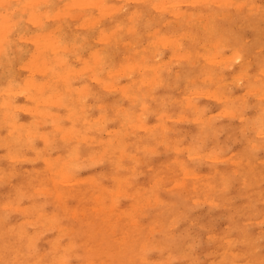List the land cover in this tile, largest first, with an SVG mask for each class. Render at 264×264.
<instances>
[{
    "label": "rangeland",
    "instance_id": "obj_1",
    "mask_svg": "<svg viewBox=\"0 0 264 264\" xmlns=\"http://www.w3.org/2000/svg\"><path fill=\"white\" fill-rule=\"evenodd\" d=\"M70 1L45 0L47 4L45 2L41 4L39 10L44 13L41 18L58 13L61 7L66 6ZM146 1L126 0V6L120 16L105 12L99 19L93 8L81 10L77 6L69 7L66 12L72 17L63 13V17H57L59 20L46 18L41 28L39 24H31L27 13L17 11L15 9L17 4L13 2L8 4L7 1V5L4 4L7 9H13L11 18L15 24L11 26L12 29L9 28L8 37L0 41V90L11 87L16 93L13 90V95L9 97V106L11 105L12 108H9L8 104L6 108L3 106L4 102H1L4 98L0 92V124L2 123L0 125V264H29V262L31 264L39 261L41 264H56L57 261L65 264H108L109 262V264H213L214 260H219L220 264L235 262L261 264L264 258V70H262L264 69V0H248L251 3L248 5L236 1L230 7L219 2L210 6L203 0L191 2L180 0V3L179 0H176V3L174 0H168L164 6L161 0H155L154 3L150 1L157 9L153 7L150 9L149 2ZM158 3L161 4L160 9ZM134 8H140L141 13ZM185 11L191 12L195 17V19L192 18L191 23L189 20L187 22L180 20L175 15ZM213 13L218 14L214 20L218 37L225 38L226 44L222 54L229 55L230 50L233 49V53L238 52L242 55L234 59L231 56L224 62L217 61L218 65L214 70L213 78L221 75H223L221 77H228L222 78L226 85H220V90L216 88L217 81L214 83L208 81L205 71L200 68L201 59L194 58L193 61L187 60V63L186 60L181 61L177 55L176 58L173 57L174 54L170 53L175 52L172 49V43L168 41V38L174 36L176 42L179 41L185 48H189L193 43H190V36L187 37V33H196L198 26H203L212 20ZM90 17L95 18L93 23L95 25L85 23L81 25L84 18ZM26 18L28 20H25ZM98 20L99 24H97ZM155 20L160 21L157 23ZM127 24L129 31H126ZM110 29L113 31L117 29L116 32L119 34L113 33ZM47 31H50L61 46L70 47V50H62L57 59L68 60L73 69L81 67L85 60L93 64L94 58L90 56V51L94 50L99 54L97 58L102 60L103 70L100 71L99 77L106 71L113 72L112 78L108 80L112 79L114 83L109 84V88L106 87L108 89L92 78L80 76V73L70 75L73 93L70 95L77 106L73 116L66 115L67 97L64 98V103L60 104V107L54 106L49 103L50 101L41 104L37 99L38 102L35 105V97L32 95L35 90L33 91L34 88H30L29 84L30 89L26 85L30 78L36 82L42 80L41 73L31 71L30 62L34 61L35 56H37L36 59L40 58L39 55L44 57L49 69L54 64L53 60H50L52 57L44 54L41 47L34 43L33 33L40 32L44 35ZM151 31H154L159 39H163L166 35L172 34V36L167 37V41H165L166 38L163 39L166 44L162 43L161 47L162 44L157 37L156 41L151 43L156 36L151 34ZM199 33L197 35H202ZM29 36L32 37L31 41ZM202 36L206 40L204 35ZM100 38L102 41L99 40ZM196 38L197 45L202 37H193L194 40ZM44 39V36L40 37L39 42H43ZM233 45L236 50L232 47ZM150 47L155 50L149 49ZM143 49L145 51L142 54L140 51ZM131 57L134 58L130 59ZM155 57L159 58L157 59L160 66L158 77L162 78L159 82L161 84L157 81H149L152 77L149 79L151 75L147 73L142 76L149 80L145 81L142 78L144 82H140V86L139 72L133 70L130 76V73L127 75L126 69H121L119 66L123 62L132 64L144 60L152 64L156 61L153 59ZM229 64L231 67L227 68ZM250 64L252 66L248 67ZM118 68L119 74L116 71ZM123 71H126L124 72L126 77L123 76ZM215 71H217L216 75ZM130 79L136 81L129 83V95L123 93V88ZM193 80H195L194 83ZM138 85L140 88L137 87ZM16 86L17 88H14ZM214 87L217 89L215 95L218 96L217 99L219 96L220 99L222 97L219 101L212 98L213 92L212 95L206 92V89L213 91ZM21 88L23 91L27 89L28 91L22 94ZM222 88L224 93L221 96L218 92H221ZM202 89H205L204 93ZM191 91L197 92V95L190 94ZM17 92L20 93L17 94ZM141 92L145 93L144 96ZM35 94L38 95L37 92ZM48 94L49 90L43 89L42 96ZM54 94L59 95L61 92H54ZM232 94L237 97L234 98ZM70 95L67 94L68 97ZM30 96H33L32 101L28 99V97L31 98ZM172 96L174 98L170 100ZM223 96L231 97L226 100ZM14 104H17V108ZM20 106L27 108L25 111L24 108L19 110ZM33 107L34 110L36 109L34 112L38 113L37 116L33 114ZM30 109L32 113L27 111ZM42 109L50 113L45 116ZM38 110H42L43 113ZM223 110L228 116L226 114L222 116ZM8 117L23 125L14 129L13 134H10ZM161 117H163L161 120H157ZM193 117L195 120L199 119L194 121ZM133 123L136 124L135 127L128 126ZM141 123L152 127L154 132L148 135ZM94 124L96 125L94 135L102 139L104 143H109L110 151L103 152L101 147L92 146V143L85 141L74 143L75 152L72 153L68 143L81 136L93 135L90 127ZM25 128L32 133L30 137L25 136ZM70 128L71 131L67 134ZM35 130L36 135H34ZM190 147L193 150L189 151ZM14 150L18 152L14 154ZM91 150L93 152L90 155ZM7 153H9L8 157H6ZM71 153L78 155L75 161L77 164L67 162L72 156ZM196 154L197 157H194ZM45 164L50 168L44 166ZM57 167H61L69 174H64L58 182H54L52 178L56 176L52 177L48 172ZM37 170L39 172H36ZM70 177L72 180H68ZM74 178H78L79 181H74ZM47 181L49 184L45 183ZM111 194L114 196L111 197ZM54 197H58L59 201ZM96 198L99 202H96ZM111 199L116 200L114 206L116 210L111 207ZM4 203L11 204V208L4 206ZM98 204L102 207L97 212L95 207ZM15 206L18 207L15 208ZM119 209L124 211L126 216L116 218ZM70 211H75V216ZM25 222L26 224L23 225ZM61 225L62 229H57ZM54 241L60 246L53 247ZM98 241L100 245L97 244ZM68 243H72L68 247L70 250L65 253L68 255L64 256L63 261L55 259L60 253L58 252L60 248L68 246ZM50 245L52 247H49ZM117 250L119 252L115 254ZM136 251L141 253L142 258ZM101 252L102 255H100Z\"/></svg>",
    "mask_w": 264,
    "mask_h": 264
},
{
    "label": "bare ground",
    "instance_id": "obj_2",
    "mask_svg": "<svg viewBox=\"0 0 264 264\" xmlns=\"http://www.w3.org/2000/svg\"><path fill=\"white\" fill-rule=\"evenodd\" d=\"M6 1H7V3L9 4L10 2H13V3H15V4H17L18 6H16V10L17 11H21L22 13H27L28 14V18H29V21H31L32 23L31 24H39V27L41 28V26H42V24H43V21L46 19V18H49V20H51V19H53V18H57L58 16H61V17H63L62 15H63V13L65 14V15H70L68 12H66L67 10V8H69V7H72V8H75L76 6L77 7H79V9H81V10H91L92 8L94 9V10H96V14H97V19H99V18H102L103 17V13H105V12H107L109 15H119L120 16V14L124 11L123 10V8H124V6H126L125 5V3H126V0H71L70 2H68V4L66 5V4H63V5H66V6H64V7H61L62 9H61V11L59 10V12L58 13H54V14H51V16H49V15H47L44 19H42L41 18V16L44 14L43 12H41V11H39L40 10V6H41V4H43L44 2H45V0H0V8H2L1 10H0V41H2V40H5L7 37H8V31H10L9 30V28H11V26H13V24H15V22L12 20V15H13V9H11L10 8V10L9 9H7V4H6ZM136 1H139V0H136ZM141 1V0H140ZM144 1V0H143ZM148 2H149V7H150V9H151V7H153V9L155 8V9H157L156 7H155V5L153 4V6H152V3H154V1L155 0H147ZM146 1V2H147ZM150 1H153L152 3L150 2ZM166 0H161V3H162V6H164L165 5V3H168V0L165 2ZM170 1V0H169ZM172 1V0H171ZM176 0H174V3H176L175 2ZM184 1V0H183ZM183 1H182V3H183ZM187 1V0H186ZM185 1V2H186ZM190 2L191 1H193V0H189ZM203 1H206L207 3H208V5H210V6H213V5H215V3L217 4V2H219V3H223V4H225V5H228V7H230V6H232L236 1H241V2H244V4H251V3H249V1L248 0H203ZM47 2H49V1H47ZM145 2V3H146ZM179 3H180V0L178 1ZM188 2V1H187ZM189 2V3H190ZM171 3V2H170ZM181 3V4H182ZM4 4H6V5H4ZM45 4H47L46 2H45ZM156 4V3H155ZM160 6H158L159 7V9H160V7H161V4L160 3H158ZM185 4V3H184ZM61 5V4H60ZM137 5H139V2H137ZM183 5V4H182ZM220 5V4H219ZM54 6V5H53ZM163 8V7H162ZM135 9V8H134ZM140 9V8H139ZM139 9H135V11H138V12H140L139 11ZM132 10V9H131ZM147 10H149V9H147ZM147 10H145V11H147ZM149 12V11H148ZM264 12V11H263ZM141 13V12H140ZM140 13H139V15H140ZM145 13V12H144ZM144 13H143V15H144ZM130 14V13H129ZM129 14H128V16H129ZM132 14V13H131ZM148 14V13H147ZM150 14V13H149ZM67 15V16H68ZM138 15V16H139ZM176 15V17L178 18V19H180V20H185L186 22L189 20V22L191 23V20H192V18H194L195 19V17H193L192 16V14H191V12H178V13H176L175 14ZM218 14H216V13H213V15H211V17H212V20H210V21H208V22H206L205 23V25H201V26H198V28H196V33H194V34H188L187 32H185V33H187V37H188V35L190 36L189 37V39H190V43H193V45H191L189 48H185V46L182 44V43H180L179 41H177L176 42V38L174 37V36H172V34L170 35V36H172V37H174V38H168V41L170 42V43H172V49H174V52L176 53H170V54H174V56L173 57H175L176 55H177V57L179 58V59H181V61L182 60H186V62H187V60H191V61H193L194 60V58H197V59H201L202 61L201 62H199L200 63V68L202 69V70H204L205 71V76L208 78V81H213V83L214 82H216V84L218 85V87H216L217 89H221V86H224V84H225V82H224V79H222V78H226V77H221V76H223V75H221V76H216V77H214L213 78V74H214V70H215V68H216V65H218L217 64V61H222V62H224V61H226L229 57H233V59L234 58H237V57H242V55H240V54H238V52H232V50L233 49H231L230 51L232 52H228L229 53V55H223L222 54V49H223V47H224V45L226 44V43H224V40H225V38L224 37H218V34H217V31H216V27L217 26H214L215 24H214V20H216V16H217ZM71 16V15H70ZM84 16H87L86 14H84ZM83 16V17H84ZM60 17V18H61ZM72 17V16H71ZM88 17H89V15H88ZM112 17V16H111ZM140 17V16H139ZM151 17V16H150ZM93 18V17H92ZM91 17L90 18H84L83 19V21H82V23H81V25H85V24H93L94 23V21H95V18H93L92 19ZM122 18V17H121ZM130 19L132 18V17H129ZM134 18V17H133ZM16 18H14V20H15ZM18 19V18H17ZM58 19V18H57ZM61 19H63V18H61ZM86 19V20H85ZM111 19V18H110ZM123 19V18H122ZM218 19V18H217ZM25 20H28L27 18L25 19ZM48 20V21H49ZM56 20V19H55ZM59 20V19H58ZM124 20V19H123ZM137 20V19H136ZM136 20H134V21H136ZM133 21V22H134ZM141 22L143 21V20H140ZM156 21V20H155ZM154 21V22H155ZM160 21V20H159ZM159 21H156L157 23L159 22ZM130 22V21H129ZM133 22H131V23H133ZM85 23V24H84ZM152 23V22H151ZM97 24H99V20H98V23ZM162 24L164 25V23L162 22ZM203 24V23H202ZM44 25V24H43ZM93 25H95V24H93ZM131 25V24H130ZM217 25V24H216ZM57 26V25H56ZM55 26V27H56ZM75 26V25H74ZM118 26V25H117ZM128 24H127V29H126V31L128 30L129 31V28H128ZM13 28H15V27H13ZM125 28V27H124ZM143 28H145V27H143ZM12 29V28H11ZM115 29V28H114ZM131 29V28H130ZM227 29V28H226ZM259 29V28H258ZM51 30V29H50ZM93 30V29H92ZM111 31H113V29H110ZM117 30V29H116ZM116 30L115 31H113V33L114 32H116ZM137 30V29H136ZM218 30V29H217ZM256 30V29H255ZM134 31V30H133ZM223 31V30H222ZM257 31V30H256ZM124 32V31H123ZM122 32V33H123ZM131 33H133L132 31H130ZM152 33L151 34H155L156 36H155V39H154V41H151V43L152 42H155L156 41V37H157V40H159V42H160V44H164L165 42H163L164 40H165V38H166V40L165 41H167V37H170V36H167L166 35V37L165 36H163L164 38V40L163 39H159L158 38V36H157V34L154 32V31H151ZM201 33L202 35H204V38H206V40H204L203 39V36L202 35H197L198 33ZM220 32V31H219ZM258 32V31H257ZM42 33H44V32H42ZM117 33V32H116ZM148 33V32H147ZM150 33V32H149ZM183 34H184V32H182ZM199 33V34H200ZM225 33H226V31H225ZM102 34V33H101ZM117 34H119V32L117 33ZM178 34V33H177ZM180 34V33H179ZM241 34H243V33H241ZM32 35V34H31ZM148 35V34H147ZM175 35H176V33H175ZM198 37L199 38V36L200 37H202L201 39H199L200 41L199 42H197V45L195 44V42L196 41H198L197 40V38L194 40L193 39V37ZM255 35H256V33H255ZM33 36L35 37L34 38V43H36L35 45L36 46H38V47H41V50H42V52L44 53V54H46V55H48V56H50V57H52V59H50V60H53V63L54 64H52V66H51V68L49 69L48 68V66H47V61H46V59L44 58V57H42L41 55H39L40 56V58H38V59H36L37 58V56H35V58L33 59L34 61L33 62H30L31 64V66H32V72L34 71V73H35V71H38L39 73H41L42 75V78H40V79H42L41 81L39 80V81H35L34 79H31L30 78V80H28L26 83L24 82V81H26L25 79H24V83L28 86V84L30 85V88H34L33 89V91H34V93L32 94L34 97H35V105H37L36 103L38 102V101H40L41 102V104L43 103H45V102H49V103H52L54 106H58V107H60V104H63L64 103V98L65 97H67L66 98V104H67V116H73V114L76 112V109H77V106L74 104V101H73V97L71 96L73 93H72V85L70 84L72 81L70 80V75H73L74 73H77V74H79L80 73V76H86V77H89V78H92V80L94 79L95 80V82H97V83H102L104 86H105V88L106 87H108L109 86V84H112V79H111V81H109L108 79L111 77L112 78V71L110 72V70L109 71H106V72H104L102 75H104V76H102L101 75V77H99V73H100V71L101 70H103L102 68H101V59H99V58H97V56H99V54H98V52L96 53V52H94V50H93V52L92 51H90V56L92 57V58H94V60L92 61V63L93 64H91V62L89 63V62H87L86 60L85 61H83V65L81 66V67H78L77 69H73V67L70 65V63L68 62V60H64V61H62V60H60V59H57L58 57H59V55L62 53V50H65V49H69V48H65L64 46H61V44L52 36V34H50V31H47L44 35H41V33L40 32H35V33H33ZM42 36H44V41L42 42H39L40 40V37H42ZM128 36V35H127ZM258 36H259V34H258ZM262 36V35H261ZM24 37V36H23ZM29 37H31V36H29ZM28 37V38H29ZM149 37V36H148ZM177 37H178V35H177ZM225 37H226V35H225ZM244 37V36H243ZM245 37H247V36H245ZM22 38V37H21ZM108 38V37H107ZM228 38H229V36H228ZM251 38V37H250ZM249 38V39H250ZM27 39V38H26ZM25 39V40H26ZM30 39V38H29ZM177 39H179L180 40V38H177ZM202 39H203V41H202ZM249 39H245V40H249ZM262 39V38H261ZM32 40V37H31V39H30V41ZM36 40H38V41H36ZM99 40H101L102 41V39L100 38ZM98 40V41H99ZM118 40H119V38H118ZM153 40V39H152ZM194 40V41H193ZM104 41V40H103ZM107 42H108V40H106ZM105 41V42H106ZM186 41V40H185ZM184 41V42H185ZM202 41V42H201ZM261 41V40H260ZM33 42V41H32ZM97 42V41H96ZM148 42H150L149 40H148ZM182 42V41H181ZM183 42V43H184ZM226 42V41H225ZM240 42V41H239ZM119 44H120V42H118ZM135 43V42H134ZM138 43V42H137ZM156 43H158V42H156ZM242 43H243V41H242ZM245 43V42H244ZM82 44H83V42H82ZM109 44V43H108ZM119 44H118V46H119ZM123 45L125 44V43H122ZM153 44V43H152ZM163 44L161 45V47L163 46ZM166 44V43H165ZM164 44V45H165ZM186 44V43H185ZM238 44V43H237ZM237 44H236V46H237ZM149 45V44H148ZM231 45V44H230ZM230 45H229V47H230ZM34 46V45H33ZM126 46V45H125ZM134 46V45H133ZM145 46H147V45H145ZM158 46V45H157ZM245 46V45H244ZM67 47V46H66ZM124 47V46H123ZM131 47H132V45H131ZM137 47V46H136ZM139 47V46H138ZM168 47V49H170L169 48V45L167 46ZM166 47V48H167ZM234 49L236 48V47H234V45L232 46ZM239 47H241V46H239ZM129 48H130V46H129ZM148 48V47H147ZM238 48V47H237ZM149 49H152L151 47L149 48ZM240 49V48H239ZM70 50V49H69ZM125 50H126V48H125ZM135 50V49H134ZM152 50H155V49H152ZM236 50V49H235ZM245 50V49H244ZM257 51H258V49H256ZM36 51H40V50H36ZM99 51V50H98ZM135 51H137V49L135 50ZM143 51H145V49H143L142 51H140V52H142V54H143ZM41 52V51H40ZM40 52H39V54H40ZM130 52V51H129ZM150 52H152V51H150ZM150 52H148V53H150ZM156 52H157V50H156ZM243 52V51H242ZM130 53H133V52H130ZM129 53V54H130ZM154 53V52H153ZM169 53V52H168ZM258 53V52H257ZM32 54V56H34L33 55V53H31ZM134 54V53H133ZM141 54V55H142ZM147 54V53H146ZM151 54V53H150ZM149 54V55H150ZM158 54V53H157ZM36 55V54H35ZM88 55V54H87ZM31 56V55H30ZM89 56V57H90ZM135 56H137V55H135ZM143 56V55H142ZM157 56V55H156ZM227 56V57H226ZM87 57V56H86ZM105 57V56H104ZM144 57V56H143ZM149 57V56H148ZM150 57H152V55H150ZM154 57V56H153ZM160 57V56H159ZM168 57H170V55H168ZM172 57V56H171ZM170 57V58H171ZM172 57V58H173ZM219 57V58H218ZM134 58V57H133ZM132 57L130 58V59H133ZM137 58V57H136ZM139 58V57H138ZM176 58V57H175ZM88 59H90V58H88ZM126 59V58H125ZM146 59V58H145ZM154 60H156L155 62H153L152 64H149V63H147V62H145V60L143 61V62H140V63H128V62H123V63H121V61H120V68L121 69H126V71H127V75H129V73L131 72V73H133L132 71L133 70H136L137 72H139L140 74V78H139V82H138V84L140 85L141 83L140 82H144L143 81V79H145V81L148 79H146L145 78V76H142V74H147V73H150V75L151 76H149V79L151 78V80H149V81H157V83L158 84H161V83H159V82H161V80H162V78H159L158 77V68H160V66L158 65L159 64V60H157V59H159V58H157L156 59V57L155 58H153ZM169 59V58H168ZM230 59V58H229ZM249 59V58H248ZM162 60V59H161ZM127 61V60H126ZM180 61V62H181ZM228 61V60H227ZM247 61V60H246ZM56 62H57V64H56ZM132 62V61H131ZM149 62V61H148ZM161 62V61H160ZM176 62V61H175ZM230 62V61H229ZM245 62V61H244ZM2 63H3V61H2ZM82 63V62H81ZM188 63V62H187ZM232 63V62H231ZM24 64V63H23ZM22 64V65H23ZM100 65L99 67H97L96 65ZM225 64V63H224ZM227 64V63H226ZM26 65V64H25ZM29 65V66H30ZM222 65V64H221ZM220 65V66H221ZM232 65V64H231ZM118 66V67H119ZM227 66V65H226ZM230 66V64L227 66V68ZM245 67H246V65H244ZM249 66H252L251 64L250 65H248V67ZM20 67H22L21 65H20ZM218 67V66H217ZM231 67V66H230ZM132 68V69H131ZM208 68V69H207ZM225 68V67H224ZM220 69V68H219ZM248 69V68H247ZM246 69V70H247ZM131 70V71H130ZM162 70V69H161ZM173 70V69H172ZM202 70H200V71H202ZM242 70V69H241ZM262 70H264V69H262ZM261 70V71H262ZM117 71V73L119 74V68H118V70H116ZM122 71V70H121ZM126 71H123V73L124 72H126ZM148 71H150V72H148ZM168 71H170V70H168ZM248 71V70H247ZM260 71V72H261ZM217 71H215V75L217 74L216 73ZM226 72V71H225ZM236 72H238V71H236ZM264 72V71H263ZM263 72H261V73H263ZM30 75H31V73H30V71L28 72ZM116 73V74H117ZM121 73V72H120ZM131 73H130V76H131ZM175 73V72H174ZM202 73H203V71H202ZM201 73V74H202ZM221 73V72H220ZM229 73V72H228ZM242 72L240 71V74H241ZM245 73V72H244ZM243 73V74H244ZM249 73H251V72H249ZM248 73V74H249ZM122 74V73H121ZM235 74H237V73H235ZM239 74V73H238ZM264 74V73H263ZM26 75H28V74H26ZM44 75H48L47 77L46 76H44ZM125 75V73L123 74V76ZM177 75V74H176ZM175 75V76H176ZM220 75V74H219ZM2 76H3V74H2ZM117 76V75H116ZM119 76H121V75H119ZM183 76V75H182ZM244 76H245V74H244ZM124 77H126V75L124 76ZM128 77V76H127ZM203 78H204V76H202ZM230 77V76H229ZM232 77V76H231ZM256 77H258V76H256ZM143 78V79H142ZM157 78H159L160 79V81H159V79L157 80ZM179 78V77H178ZM196 78V77H195ZM202 78V79H203ZM228 78V77H227ZM238 78V77H237ZM247 78H249V77H247ZM259 78V77H258ZM257 78V79H258ZM114 79H115V77H114ZM136 79V78H135ZM135 79H130L128 82H126V84H125V88H123V93H128L129 95H130V92H129V89H128V87H129V83H131L132 84V82H134V81H136ZM182 78H180V80H181ZM200 79V78H199ZM201 79V80H202ZM213 79V80H212ZM241 79V78H240ZM203 80H205V79H203ZM235 80V79H234ZM237 80H239V79H237ZM237 80H235V81H237ZM256 80V79H255ZM116 81V80H115ZM127 81V80H126ZM175 81H177V80H175ZM190 81H192V80H190ZM194 81L195 80H193V83H194ZM167 82V81H166ZM180 82V81H179ZM245 82H246V80H245ZM108 83V84H107ZM114 83V82H113ZM136 83V82H135ZM178 83V82H177ZM187 83V82H186ZM229 83V82H228ZM235 83V82H234ZM154 85H155V83H153ZM61 85V86H60ZM139 85L137 86V87H139ZM145 85H146V83H145ZM157 85V84H156ZM221 85V86H220ZM226 85V84H225ZM232 85V84H231ZM113 86H114V84H113ZM141 86V85H140ZM178 86V85H177ZM188 86V85H187ZM196 86V85H195ZM215 87L214 88H212V90L213 91H211V90H207L206 89V92L209 94H211L212 92V94L214 95V97H212L213 99H216V100H218L219 101V99H220V96H219V98L217 99V97L218 96H215L216 94H217V89H215ZM231 87V86H230ZM14 88H17V86L16 87H14ZM19 88V87H18ZM28 88H29V86H28ZM29 88V89H30ZM109 88V87H108ZM108 88H106V89H108ZM140 88V87H139ZM178 88V87H177ZM182 88V87H181ZM198 88V87H197ZM226 88V87H225ZM229 88V87H228ZM43 89H47V90H49V94L48 95H46V96H42V93H43ZM186 89V88H185ZM253 90H254V88H252ZM251 89V90H252ZM263 89H264V87H263ZM14 90V89H13ZM12 89H11V87L10 88H1V90H0V92H1V96L4 98V101H2L1 100V102H4V104H3V106H5L6 108H7V104H8V107L9 108H12L11 107V105L9 106V104H10V102H9V97L11 96V95H13V93H12V91H13ZM18 90H20V89H18ZM21 90L23 91V89L21 88ZM20 90V91H21ZM25 90V89H24ZM138 90V89H137ZM203 90V89H202ZM205 90V89H204ZM204 90H203V93H204ZM229 90V89H228ZM248 90H250V89H248ZM260 90V89H259ZM21 91V92H22ZM25 91H28V89L27 90H25ZM25 91H23L22 92V94L25 92ZM61 92V94H59V95H57V94H54V92ZM145 91V90H144ZM198 91V90H197ZM199 91H201L200 89H199ZM210 91V92H209ZM229 91H231V90H229ZM255 91V90H254ZM258 91V90H257ZM14 93H16V91L14 90L13 91ZM38 93V95H36L35 93ZM228 92V91H227ZM227 92H225V93H227ZM20 93V92H19ZM18 92H17V94H19ZM26 93V92H25ZM28 93V92H27ZM185 94H186V92H184ZM190 93V92H189ZM193 93V91H191V93L190 94H192ZM195 93H196V95H197V92H195L194 91V95H195ZM202 93V92H201ZM200 93V94H201ZM218 93H221L220 95L222 96V93H224V91H223V88H222V91L221 92H218ZM67 94H71L70 95V97H68L67 96ZM141 94H142V96H144L143 94H145V93H142L141 92ZM206 94V93H205ZM205 94H203V96L205 95ZM211 94V95H212ZM28 96H29V94H27ZM168 95V94H167ZM233 95V94H232ZM261 95H262V93H261ZM33 96H30L31 98H29L28 97V99H30L29 101H32L33 100ZM161 96V95H160ZM176 96V95H175ZM193 96V95H192ZM201 96V95H200ZM25 97V96H24ZM146 97V96H145ZM194 97V96H193ZM207 97H208V95H207ZM210 97V96H209ZM210 97V98H211ZM231 97V96H230ZM229 97V98H230ZM233 97H234V95H233ZM235 97H237V96H235ZM234 97V98H235ZM131 98H132V96H131ZM130 98V99H131ZM151 98V97H150ZM156 98H159V97H156ZM155 98V99H156ZM172 98H174L173 96L171 97V99L170 100H172ZM226 97L225 96H223V99H225ZM228 98V97H227ZM227 98H226V100H227ZM228 98V99H229ZM25 99V98H24ZM28 99H26V100H28ZM36 99L38 100V101H36ZM186 99V98H185ZM184 99V100H185ZM194 99V98H193ZM221 99H222V97H221ZM220 99V100H221ZM154 100V99H153ZM160 100H161V98H160ZM164 100H165V98H164ZM173 100H176V99H173ZM179 100V99H178ZM196 100V99H195ZM24 101V100H23ZM194 101V100H193ZM245 101V100H244ZM0 102V103H1ZM39 102V103H40ZM159 102V101H158ZM167 102H170V101H167ZM186 102V104H189V103H187V101H185ZM195 102V101H194ZM240 102V101H239ZM38 103V105H40ZM157 103V102H156ZM162 104H163V101L161 102ZM220 103H222V102H220ZM176 104H177V102H176ZM185 104V105H186ZM195 104V103H194ZM193 104V105H194ZM17 104H14V106L17 108V106H16ZM34 105V106H35ZM51 105V104H50ZM180 105V104H179ZM190 105V104H189ZM188 105V106H189ZM2 106V107H3ZM33 106V105H32ZM52 106V105H51ZM56 106V107H57ZM66 106V105H65ZM182 106H183V103H182ZM182 106H180V107H182ZM21 107V106H20ZM193 107V106H192ZM197 107V106H196ZM204 107V106H203ZM22 108H24V107H21V109L19 108V110H23ZM27 108V107H26ZM26 108H24V111L26 110ZM161 108V107H160ZM189 108H191V107H189ZM197 108H199V107H197ZM14 109V108H13ZM28 109H29V107H28ZM195 109V108H194ZM194 109H193V111H194ZM244 109V108H243ZM6 110V109H5ZM4 110V111H5ZM36 110V109H35ZM34 107H33V114H35L36 116H37V114L38 113H35L34 111ZM43 110V109H42ZM42 110L41 111H39V112H42ZM116 110V109H115ZM123 110V109H122ZM121 110V111H122ZM185 110V109H184ZM197 110H199V109H197ZM28 112H31V109H30V111L29 110H27ZM38 111H36V112H38ZM195 111H196V109H195ZM194 111V112H195ZM224 111L225 110H223V111H221L222 113H223V115L222 116H224L225 114L227 115V113L225 112V114H224ZM43 112L45 113L44 115L46 116V114H49L50 112L48 111H44L43 110ZM42 112V113H43ZM118 112H119V110H118ZM156 112H158V111H156ZM7 113V112H6ZM32 113V112H31ZM41 113V114H42ZM197 113V112H196ZM201 112H199V114H200ZM221 113V114H222ZM233 112H231V114H232ZM3 114H4V112H3ZM40 114V115H41ZM166 114V113H165ZM220 114V113H219ZM229 114H230V112H229ZM239 114V113H238ZM51 116L53 115V114H50ZM225 115V116H226ZM233 115H234V113H233ZM66 116V117H67ZM161 116V115H160ZM162 116H163V114H162ZM166 116H167V114H166ZM175 116H177V115H175ZM174 116V117H175ZM179 116V115H178ZM197 116H198V114H197ZM196 116V117H197ZM228 116V115H227ZM235 116V115H234ZM131 117V116H130ZM157 117H159V116H157ZM186 116H184V118H185ZM241 117V116H240ZM244 117V116H243ZM2 118H4L3 116H2ZM9 118V117H8ZM156 118V117H155ZM163 117H161L160 119H157V120H161ZM187 118V117H186ZM199 118H200V116H199ZM199 118H197V120L199 119ZM201 118H202V116H201ZM207 118H209L208 116H207ZM264 118V117H263ZM4 119H6V118H4ZM10 119V118H9ZM54 119H56V118H54ZM130 118L128 117V120H129ZM191 119V118H190ZM189 119V120H190ZM194 121H197V120H195V118L193 117L192 118ZM191 119V120H192ZM210 119H211V117H210ZM210 119H208V120H210ZM240 119V118H239ZM192 120V121H193ZM201 120V119H200ZM204 120H207V119H204ZM207 120V121H208ZM259 120V119H258ZM5 121V120H4ZM53 122V121H52ZM56 122V121H55ZM129 122V121H128ZM127 122V123H128ZM201 122V121H200ZM199 122V123H200ZM253 122V121H252ZM258 122V121H257ZM6 123V122H5ZM21 123V122H20ZM20 123L18 124V123H16V121H14V120H12V119H10L9 120V125H10V134H13L14 132V129H16L17 127H22L23 125H20ZM259 123V122H258ZM260 123H261V121H260ZM2 124V123H1ZM0 124V125H1ZM22 124V123H21ZM158 123H156V125H157ZM3 125H5L4 123H3ZM135 125L136 124H132V125H128L129 127L131 126L132 128L133 127H135ZM155 125V124H154ZM154 125H153V127H154ZM156 125H155V128H157L156 127ZM200 125V124H199ZM25 127H26V125H24ZM141 126L144 128V130L146 131V132H148V135H149V133L150 134H152L153 132H154V129L152 128V127H148L145 123H141ZM158 126V125H157ZM197 126V125H196ZM202 126V125H201ZM245 126V125H244ZM28 127V126H27ZM95 127V128H94ZM161 127V126H160ZM159 127V128H160ZM249 127V126H248ZM90 128H92V134L93 135H88V136H81L80 138H78L77 140H71V142L70 143H68V144H70V146H69V149H70V151H72V153H73V151L75 150V144L74 143H78V142H87V143H92V146H97V147H101V149L103 150V152H107V151H110V144L108 143H104L103 141H102V139H99L97 136H95L94 135V130H96V125L94 124V125H92ZM202 128V127H201ZM209 128V127H208ZM26 130H24V134H25V136L26 137H30L31 135H32V133L31 132H29V130H27L28 128H25ZM29 129H30V127H29ZM101 129V128H100ZM167 129H169V128H167ZM213 129V128H212ZM102 130V129H101ZM133 130V129H132ZM156 130V129H155ZM164 130V129H163ZM162 130V131H163ZM262 130V129H261ZM71 131V128L70 129H68V132H67V134L69 133ZM165 131V130H164ZM212 131V130H211ZM260 131V130H259ZM39 132V131H38ZM200 132H201V130H200ZM261 132V131H260ZM30 133V134H29ZM34 133V132H33ZM36 133H37V131L35 130V134L34 135H36ZM214 133V132H213ZM262 133H263V131H262ZM155 134V133H154ZM159 134V133H158ZM164 134V133H163ZM65 135V134H64ZM202 135V134H201ZM18 136V135H17ZM163 136V135H162ZM261 136V135H260ZM34 137V136H33ZM64 137V136H63ZM155 137V136H154ZM256 138H257V135H256ZM20 139H21V137H20ZM33 139V138H32ZM31 139V141L34 143V140H32ZM64 140L66 139V138H63ZM70 139H72V138H70ZM247 138H245V140H246ZM62 140V139H61ZM21 141V140H20ZM27 142H29L30 140H26ZM30 141V142H31ZM68 141H69V139H68ZM9 142V141H8ZM0 143H1V141H0ZM10 143V142H9ZM19 143V142H18ZM13 144V145H12ZM11 145H12V147L14 146V144H15V142L14 143H12ZM21 144H23L22 142H21ZM27 144V143H26ZM32 144V143H31ZM5 146V145H4ZM8 146V145H7ZM16 146V145H15ZM32 146V145H31ZM28 147V146H27ZM29 149L31 148V147H28ZM33 148H35L34 147V145H33ZM92 148V150H93V147H91ZM191 148V147H190ZM67 150V149H66ZM90 151V155L92 154V152L93 151ZM190 150H193L192 148L191 149H189V151ZM195 150V149H194ZM13 151V150H12ZM32 151H33V149H32ZM36 151V150H35ZM70 151H68V153L70 152ZM14 154H16V152H18L17 150H14ZM75 152V151H74ZM39 153V152H38ZM37 153V154H38ZM67 153V154H68ZM70 154V155H72L70 158H69V160L67 161V162H69L70 161V163H74L75 161H77V159H78V155L77 154ZM8 154L9 153H7L6 154V157H8ZM35 154H36V152H35ZM120 154V153H119ZM11 155V154H10ZM189 155H193L192 153L190 154L189 153ZM211 155V154H210ZM13 157H14V155H12ZM36 156H38V155H36ZM40 156V155H39ZM116 156V155H115ZM69 157V156H68ZM194 157H197V154H196V156H194ZM216 156H214V158H215ZM208 158V157H207ZM210 158V157H209ZM211 158H213L212 156H211ZM11 159H12V157H11ZM38 159V158H37ZM41 159V158H40ZM8 160V159H7ZM43 161L45 162V160L43 159ZM260 163H261V161L260 160H258ZM55 163H57L56 161H54ZM53 162V163H54ZM70 163H68V164H70ZM76 163V162H75ZM74 163V164H75ZM52 164V163H51ZM77 164V163H76ZM44 166H47L48 167V165H44ZM52 166H53V164H52ZM55 166H57L56 164H55ZM263 167H264V165H263ZM45 169H46V167H44ZM48 168H50V166L48 167ZM185 168V167H184ZM44 169V170H45ZM71 169V168H70ZM73 169V168H72ZM71 169V170H72ZM177 169H179V168H177ZM43 170V169H42ZM70 170V171H71ZM183 171H184V169H182ZM48 171V170H47ZM47 171H45L46 173H47ZM186 171V170H185ZM184 171V172H185ZM2 172V171H1ZM36 172H39L38 170L36 171ZM42 172V171H41ZM66 173H68L69 174V172H67V171H63V169L61 168V167H57V168H55L54 170H49V172H48V174L49 175H51L52 177L53 176H56V177H53L52 178V180L54 181V182H58V180L64 175V174H66ZM187 173H188V171L186 172V176H187ZM43 174V173H42ZM183 176H184V174H183ZM72 177V176H71ZM69 178L68 180H72V178ZM41 178V177H40ZM43 178H46V177H43ZM48 178V177H47ZM46 178V179H47ZM50 178V177H49ZM48 178V179H49ZM68 178V177H67ZM182 178V177H181ZM51 179V178H50ZM75 180L74 181H79L78 180V178H74ZM61 180H64V179H61ZM67 179H66V181H68ZM46 181V180H45ZM49 181H47V182H45V183H48ZM50 182H51V180H50ZM41 183H43V182H41ZM44 183V184H45ZM38 184V183H37ZM43 184V185H44ZM49 184V183H48ZM66 184H68V183H66ZM40 185V184H39ZM183 185V184H182ZM69 186H73V185H71V184H69ZM185 187V186H184ZM43 189V188H42ZM192 190H194V189H192ZM23 191H25L24 189H23ZM187 191H188V189H187ZM22 192V191H21ZM260 192V194H261V191H259ZM46 193V192H45ZM187 193H189V192H187ZM251 193H253V191L251 192ZM255 193V192H254ZM112 196H114L113 194H111V197ZM259 195H257V197H258ZM54 198H56V200L57 201H59V199H58V197H54ZM99 198V197H98ZM103 199V198H102ZM93 200V199H92ZM96 200V202H99V200H97V198L95 199ZM110 200V199H109ZM112 200V199H111ZM11 201V200H10ZM53 201H54V199H53ZM100 201H102V200H100ZM6 202V201H5ZM109 202V201H108ZM116 202V200L115 201H111V207L112 208H116V207H114L115 206V203ZM11 203V202H10ZM59 203V202H58ZM9 204V203H8ZM7 203L5 204H3L4 206L5 205H7V206H9L10 207V205L11 204H9L8 205ZM56 204V203H55ZM95 204V203H94ZM16 205V204H15ZM103 205H104V203H103ZM2 206V205H1ZM4 206H2V207H4ZM16 207H18V206H15V208ZM57 207H58V205H57ZM61 207V206H60ZM62 207H63V205H62ZM83 207V206H82ZM101 205L100 204H98L96 207H95V209H96V211L98 212L99 211V209H101ZM5 208V207H4ZM11 208V207H10ZM13 208H14V206H13ZM65 208V207H64ZM85 208V207H84ZM89 208V207H88ZM66 209V208H65ZM91 210H92V208H90ZM62 210V209H61ZM64 210V209H63ZM62 210V211H63ZM89 210V209H88ZM87 210V211H88ZM116 210V209H115ZM95 211V210H94ZM118 212H117V217L116 218H120V217H124V216H126L124 213V211H121V209H119V210H117ZM126 211H128V210H126ZM9 212V211H8ZM71 212V211H70ZM75 212V211H74ZM74 212L72 211L71 212V214L73 215L74 214ZM90 212V211H89ZM130 212V211H129ZM5 213V212H4ZM10 213V212H9ZM63 213V215H64V212H62ZM76 213V212H75ZM94 213V212H93ZM96 213V212H95ZM59 214V213H58ZM80 214H82V213H80ZM101 214V213H100ZM60 215H61V213H60ZM78 215H79V213H78ZM85 215V214H84ZM97 215V214H96ZM42 216H43V214H42ZM42 216H40V217H42ZM74 216H75V214H74ZM74 216H72V217H74ZM79 216H81V215H79ZM128 216V215H127ZM7 217V216H6ZM5 217V218H6ZM98 217V216H97ZM96 217V218H97ZM130 217V216H129ZM2 219H4L3 217H1ZM44 218H45V216L43 217V221H44ZM82 218V217H81ZM84 218V217H83ZM85 218H86V216H85ZM84 218V219H85ZM128 219V218H127ZM87 220V219H86ZM85 220V221H86ZM91 220V219H90ZM106 220H108V219H106ZM88 221V220H87ZM86 221V222H87ZM123 221V220H122ZM121 221V222H122ZM19 222V221H18ZM118 222H120V221H118ZM20 223V222H19ZM22 223V222H21ZM20 223V224H21ZM24 224H26V222L25 223H23V225ZM117 224V223H116ZM125 224L123 223V226H124ZM87 227H89V226H87ZM117 227V226H116ZM62 229V225L61 226H59L57 229ZM124 228V227H123ZM13 229V228H12ZM98 230V229H97ZM123 230V229H122ZM24 231V230H23ZM20 232H21V229H20ZM79 232V231H78ZM100 232V231H99ZM86 233V232H85ZM21 234V233H20ZM88 234H89V232H88ZM94 235V234H93ZM19 236V235H18ZM89 236L91 237V235L89 234ZM88 236V237H89ZM114 237V236H113ZM58 238V237H57ZM72 238H74L73 236H72ZM79 238V237H78ZM53 239V238H52ZM51 239V240H52ZM111 239H113L112 237H111ZM61 240V239H60ZM80 240V239H79ZM82 240V239H81ZM28 241V240H27ZM71 241V240H70ZM86 241V240H85ZM103 241V240H102ZM244 241V240H243ZM9 242H11V241H9ZM15 242V241H14ZM19 242V241H18ZM29 242V241H28ZM72 242V241H71ZM83 241H81V243H82ZM16 243V242H15ZM31 243V242H30ZM51 243V242H50ZM58 243H60V241L58 242ZM87 243V242H86ZM102 243V242H101ZM134 243V242H133ZM133 243H132V245H133ZM245 243V242H244ZM251 243V242H250ZM53 247H55V248H57V246L59 247L60 245H58V244H56V241H54L53 243ZM70 244H72V243H70ZM69 243H68V246L66 245V246H63L62 248H60L61 250L60 251H58V252H60L59 253V255L57 256V258H55V259H57V260H59V259H62V261H63V259H64V256H66V255H68V253L65 255V253L66 252H68V250H70L68 247H70L71 245H70ZM79 244H80V241H79ZM95 244V243H94ZM97 244H99V241H98V243ZM138 244V243H137ZM249 244V243H248ZM70 245V246H69ZM100 245V244H99ZM249 245H251V244H249ZM252 245H253V243H252ZM251 245V246H252ZM25 246H27V245H25ZM105 246V245H104ZM115 246V245H114ZM135 246V245H134ZM13 247V246H12ZM17 247V246H16ZM49 247H52V245H50ZM85 247V246H84ZM88 248H89V246H87ZM100 247H102V246H100ZM137 247H139V246H137ZM259 247V246H258ZM35 248V247H34ZM87 248V249H88ZM109 248V247H108ZM247 248V247H246ZM252 248V247H251ZM256 248H257V246H256ZM59 249V248H58ZM84 250H85V248H83ZM90 249V248H89ZM248 249V248H247ZM259 249V248H258ZM14 250V249H13ZM53 250V249H52ZM51 250V251H52ZM67 250V251H66ZM91 250V249H90ZM104 250V249H103ZM121 250V249H120ZM140 250V249H139ZM138 250V251H139ZM36 251V250H35ZM54 251H55V249H54ZM96 251V250H95ZM98 251H99V249H98ZM109 251V250H108ZM122 251V250H121ZM120 251V252H121ZM127 251V250H126ZM132 251V250H131ZM253 251V250H252ZM254 253H256V250L254 249ZM12 252V251H11ZM38 252H39V250H38ZM73 252V251H72ZM114 251H112V253H113ZM116 253L115 254H118L117 252H119L118 250L117 251H115ZM137 252V251H136ZM135 252V253H136ZM1 253V252H0ZM49 253H50V250H49ZM55 253V252H54ZM71 253V252H70ZM75 253H76V251H75ZM108 253H111V252H108ZM111 253V254H112ZM137 253H139V252H137ZM231 253V252H230ZM252 253V252H251ZM17 254V253H16ZM15 254V255H16ZM40 254V253H39ZM38 254V255H39ZM56 254V253H55ZM98 254H100V253H98ZM140 254V258H142L141 257V253H139ZM139 254L137 255V256H139ZM34 255H36V254H34ZM42 255V254H41ZM40 255V256H41ZM46 255V254H45ZM83 255H85V254H83ZM100 255H102V252H101V254ZM112 255H114V254H112ZM231 255V254H230ZM24 256V255H23ZM27 256V255H26ZM49 256H50V254H49ZM77 256H78V254H77ZM82 256V255H81ZM91 256V255H90ZM121 256V255H120ZM228 256V255H227ZM15 257V256H14ZM28 257V256H27ZM55 257V256H54ZM72 257V256H71ZM79 257V256H78ZM107 257H109V256H107ZM113 257V256H112ZM122 257V256H121ZM9 258V257H8ZM12 258V257H11ZM19 258V257H18ZM70 258V257H69ZM82 258V257H81ZM98 258H99V256H98ZM115 258V257H114ZM138 258V257H137ZM35 259H37V258H35ZM34 259V260H35ZM49 259H51V258H49ZM231 259V258H230ZM253 259V258H252ZM23 260H24V257H23ZM22 260V261H23ZM52 260V259H51ZM56 260V261H57ZM100 260V259H99ZM111 260V259H110ZM130 260V259H129ZM128 260V261H129ZM263 260H264V258H263ZM16 261H17V259H16ZM21 261V260H20ZM49 261V260H48ZM53 261H54V259H53ZM60 261V260H59ZM92 261V260H91ZM107 261H109V260H107ZM107 261L105 262V263H107ZM114 261V260H113ZM118 262H119V260H117ZM15 262V261H14ZM18 262V261H17ZM40 262V261H39ZM39 262H35V263H37V264H41V263H39ZM66 262V261H65ZM67 262H68V260H67ZM94 262V261H93ZM130 262H131V260H130ZM132 262H133V260H132ZM33 264H35L34 262H32ZM31 263V264H32ZM43 263V262H42ZM45 263V262H44ZM53 263V262H52ZM94 263H96V262H94ZM110 263V262H109ZM108 263V264H109ZM9 264V263H8ZM15 264V263H14ZM25 264V263H24ZM27 264V263H26ZM29 264H30V262H29ZM45 264H47V263H45ZM56 264H65V263H62V262H60V263H58V261H57V263ZM69 264V263H68ZM120 264V263H119ZM213 264H220L219 263V260H214V262H213ZM234 264H238V263H234ZM260 264V263H259Z\"/></svg>",
    "mask_w": 264,
    "mask_h": 264
},
{
    "label": "snow or ice",
    "instance_id": "obj_3",
    "mask_svg": "<svg viewBox=\"0 0 264 264\" xmlns=\"http://www.w3.org/2000/svg\"><path fill=\"white\" fill-rule=\"evenodd\" d=\"M261 264H264V260L261 261Z\"/></svg>",
    "mask_w": 264,
    "mask_h": 264
}]
</instances>
